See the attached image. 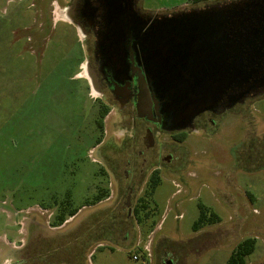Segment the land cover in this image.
I'll return each instance as SVG.
<instances>
[{
	"label": "rangeland",
	"instance_id": "obj_1",
	"mask_svg": "<svg viewBox=\"0 0 264 264\" xmlns=\"http://www.w3.org/2000/svg\"><path fill=\"white\" fill-rule=\"evenodd\" d=\"M52 1L0 0V264H225L248 237L258 242L245 264H264V89L197 118L183 142L157 135L174 157L158 163L153 194L156 163L140 175L131 199L137 218L128 217L124 171L135 150L148 154L144 131L132 139L94 95L79 66L83 35L60 10L56 19ZM240 1L137 5L162 17ZM200 204L220 221L194 231ZM60 213L70 220L58 225Z\"/></svg>",
	"mask_w": 264,
	"mask_h": 264
},
{
	"label": "flooded vegetation",
	"instance_id": "obj_2",
	"mask_svg": "<svg viewBox=\"0 0 264 264\" xmlns=\"http://www.w3.org/2000/svg\"><path fill=\"white\" fill-rule=\"evenodd\" d=\"M56 1L65 12L61 20L75 27L79 35H83L86 56L79 66L90 89L100 94L104 101L103 107L113 109L114 114L122 118L121 122L131 132L132 139L137 140L139 131H144L143 144L148 154L144 156L145 149L135 150L134 160L131 162L133 167L124 171L127 186L123 203L127 216L137 218L131 199L140 175L145 173L152 162L156 163V166L150 171L151 175L161 169L158 163H168L174 157L173 153L164 155L162 145H156L157 135L166 132L175 137L176 141L183 142L178 140V137L194 130L197 118L210 112L219 114L232 108L230 106L240 100L245 92L251 94L263 90L264 83L249 85L244 89L245 86H241L238 79L221 94L215 104L201 107L197 114L191 113V107L187 106L184 113H181L180 108L167 103V87L160 82L163 77H167L162 64L174 59H164L159 54L163 40H173V36L155 24L159 20L158 16L147 17L146 13L138 8L137 0H63V4L59 0ZM240 2L235 6H252L250 11L257 16L264 15V0ZM256 4L260 5L255 7ZM236 7H210L204 11H226ZM251 21L247 25L237 26L234 30H260L263 33L260 32L257 41L264 44V20H261V17H253ZM220 38L224 43L225 34L221 33ZM260 61L264 69V55ZM136 154H142L140 162ZM118 187H122L121 183ZM17 264H23V260Z\"/></svg>",
	"mask_w": 264,
	"mask_h": 264
},
{
	"label": "water",
	"instance_id": "obj_3",
	"mask_svg": "<svg viewBox=\"0 0 264 264\" xmlns=\"http://www.w3.org/2000/svg\"><path fill=\"white\" fill-rule=\"evenodd\" d=\"M250 7L158 17L155 24L173 36V40H163L159 53L164 59H174L162 64L167 77L160 82L167 87V103L180 108L181 113L188 106L197 114L201 107L215 104L238 79L245 88L264 83L260 76L264 75L260 61L264 44L257 41L262 31L234 30L249 24L253 17L264 20V15L257 16ZM221 33L225 34L224 43Z\"/></svg>",
	"mask_w": 264,
	"mask_h": 264
},
{
	"label": "trees",
	"instance_id": "obj_4",
	"mask_svg": "<svg viewBox=\"0 0 264 264\" xmlns=\"http://www.w3.org/2000/svg\"><path fill=\"white\" fill-rule=\"evenodd\" d=\"M187 135L182 134L178 137V140L184 141ZM161 183V178L159 176V171L154 172L150 177L149 188L147 189L148 194H153L156 187ZM102 196H98L95 200L96 202L100 200ZM142 200H145L142 198ZM144 207L148 208V204L145 203ZM200 214L198 219L194 222L193 230L198 231L207 224H213L220 221V216L215 212L209 209V207L204 204H200ZM138 212V209L136 210ZM75 212L72 214L74 215ZM64 213L57 215V220L59 224H62L66 220ZM140 220V219H139ZM256 248V238L248 237L241 241L236 248L233 250L229 260L225 264H245L246 258L254 252ZM145 256V255H144Z\"/></svg>",
	"mask_w": 264,
	"mask_h": 264
},
{
	"label": "built area",
	"instance_id": "obj_5",
	"mask_svg": "<svg viewBox=\"0 0 264 264\" xmlns=\"http://www.w3.org/2000/svg\"><path fill=\"white\" fill-rule=\"evenodd\" d=\"M52 5H53V7H54V13L56 14L55 15V17H56V19H58V18H61V17H59L60 16V14H59V10L63 13L62 15H64L65 14V12H64V9L62 8V7H60L58 4H57V1L56 0H53V2H52ZM93 92V91H92ZM95 93V92H94ZM96 94V93H95ZM147 252L148 253H145V261H146V259H149L150 258V256H151V254H150V251H149V249H147ZM132 257H133V259H135V260H139L141 257H140V254H138V253H135V254H133L132 255Z\"/></svg>",
	"mask_w": 264,
	"mask_h": 264
},
{
	"label": "crops",
	"instance_id": "obj_6",
	"mask_svg": "<svg viewBox=\"0 0 264 264\" xmlns=\"http://www.w3.org/2000/svg\"><path fill=\"white\" fill-rule=\"evenodd\" d=\"M27 28H28V27H27ZM250 193H251V192H250ZM251 195H252V202H251V203H252V205H253V201H254V198H255V197L253 196L252 193H251ZM103 199H104V198H102V199H100V200H98V201L100 202V201H102ZM255 200H256V198H255ZM248 206H250V205H248ZM70 218H71V217H67L66 220H65L63 223L65 224L66 222H68V221L70 220ZM63 223H62V224H63ZM58 225H61V224H58ZM208 225H212V224H207V225L204 226V228L207 227ZM240 242H241V241H240ZM257 242H258V241L256 240V245H257ZM250 255H251V254H250ZM146 261H147V260H146ZM151 261H152V258L150 257V258L148 259L147 263H148V262H151ZM167 263H168V264H171V263H173V261L168 260Z\"/></svg>",
	"mask_w": 264,
	"mask_h": 264
},
{
	"label": "bare ground",
	"instance_id": "obj_7",
	"mask_svg": "<svg viewBox=\"0 0 264 264\" xmlns=\"http://www.w3.org/2000/svg\"><path fill=\"white\" fill-rule=\"evenodd\" d=\"M95 93H96V92H95ZM95 93H94V95L96 96L97 94H95Z\"/></svg>",
	"mask_w": 264,
	"mask_h": 264
}]
</instances>
